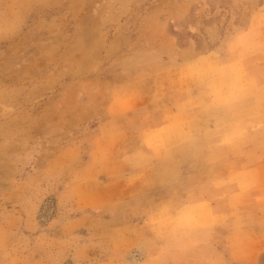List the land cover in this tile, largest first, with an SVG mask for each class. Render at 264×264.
Masks as SVG:
<instances>
[{
  "label": "rangeland",
  "instance_id": "374dc122",
  "mask_svg": "<svg viewBox=\"0 0 264 264\" xmlns=\"http://www.w3.org/2000/svg\"><path fill=\"white\" fill-rule=\"evenodd\" d=\"M0 264H264V0H0Z\"/></svg>",
  "mask_w": 264,
  "mask_h": 264
}]
</instances>
